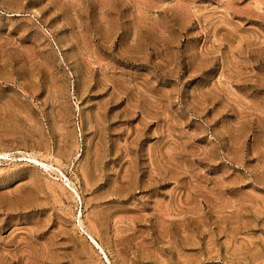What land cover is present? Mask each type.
<instances>
[{
    "label": "rangeland",
    "instance_id": "1",
    "mask_svg": "<svg viewBox=\"0 0 264 264\" xmlns=\"http://www.w3.org/2000/svg\"><path fill=\"white\" fill-rule=\"evenodd\" d=\"M0 264H264V0H0Z\"/></svg>",
    "mask_w": 264,
    "mask_h": 264
},
{
    "label": "bare ground",
    "instance_id": "2",
    "mask_svg": "<svg viewBox=\"0 0 264 264\" xmlns=\"http://www.w3.org/2000/svg\"><path fill=\"white\" fill-rule=\"evenodd\" d=\"M93 242H95V244H96L97 246H99L98 243H97L94 239H93Z\"/></svg>",
    "mask_w": 264,
    "mask_h": 264
}]
</instances>
